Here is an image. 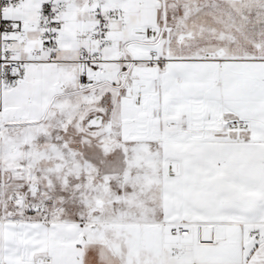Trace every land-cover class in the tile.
Listing matches in <instances>:
<instances>
[{
    "label": "snow or ice",
    "instance_id": "snow-or-ice-1",
    "mask_svg": "<svg viewBox=\"0 0 264 264\" xmlns=\"http://www.w3.org/2000/svg\"><path fill=\"white\" fill-rule=\"evenodd\" d=\"M0 264H264V0H0Z\"/></svg>",
    "mask_w": 264,
    "mask_h": 264
}]
</instances>
